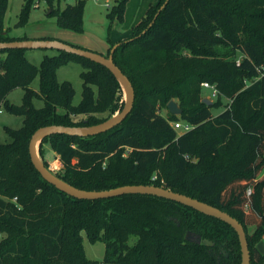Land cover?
Wrapping results in <instances>:
<instances>
[{"label": "trees", "instance_id": "1", "mask_svg": "<svg viewBox=\"0 0 264 264\" xmlns=\"http://www.w3.org/2000/svg\"><path fill=\"white\" fill-rule=\"evenodd\" d=\"M33 1L16 27L29 24ZM166 1L150 6L114 54L135 88L126 120L94 137L53 135L40 147L50 143L64 166L57 175L77 188L155 185L229 213L245 227L251 263L264 264V0H168L149 27ZM45 2L59 29L84 33L85 1ZM125 4L109 18L122 20ZM7 7L0 0V41L30 39L6 28ZM26 51L0 50V110L24 116L20 129L6 128L10 141L0 142V264H241L238 235L219 219L152 195L78 200L44 180L29 154L37 129L99 124L124 103L106 67L60 51L37 67ZM71 60L86 67L79 105L73 85L57 75ZM38 75L37 92L30 86ZM203 83L216 88L217 102H204ZM17 88L26 91L22 105L8 100ZM222 99L225 110L215 116ZM173 100L182 114L163 116L159 109ZM176 122L193 128L179 133ZM83 232L105 243L102 262L88 259ZM189 233L215 245L190 242Z\"/></svg>", "mask_w": 264, "mask_h": 264}, {"label": "rangeland", "instance_id": "2", "mask_svg": "<svg viewBox=\"0 0 264 264\" xmlns=\"http://www.w3.org/2000/svg\"><path fill=\"white\" fill-rule=\"evenodd\" d=\"M27 0H8V7L5 15V26L10 30L11 34L28 35L30 37L37 36L41 32L45 31L49 34H56L59 30L57 26L56 17L49 16V6L45 0H34L30 14H29V24L26 27L18 28L16 24L19 21V15L22 8L26 4ZM78 0H63L62 7L66 4H75ZM84 2V35L90 40H95L96 42H106V39H114L117 35L123 32H131L133 27L137 25L138 19H141L146 15L148 9L151 5H156L159 0H126L125 11L123 14V19L115 18L111 20L108 14L118 7L120 0H83ZM37 3L39 4L37 6ZM144 3L146 6H144ZM148 3V4H146ZM152 3V4H151ZM142 11H138L140 7L143 8ZM140 17V18H139ZM119 33V34H118ZM88 40V39H87ZM120 43V42H119ZM115 45V44H114ZM58 53L57 50L52 49H34L27 50L26 55L29 61L37 67H40L45 56H52ZM99 53V52H98ZM104 55L108 54V51L100 52ZM86 70V67L79 61L71 60L67 64L59 67L57 75L60 82L68 81L75 89L74 104L79 105L82 101L83 94V79L82 73ZM40 76L38 75L36 79L31 84L30 88L34 91H39ZM25 89L17 88L13 90L9 96L8 100L10 103L15 105H22L25 97ZM203 96L205 99L211 100L213 103L217 102V97L213 96L212 89L203 88ZM122 100L124 103L125 94L122 90ZM227 100L222 99V105L213 109V114L219 115L225 110ZM34 106L36 108H42L44 106V101L40 98L34 99ZM163 116H168L169 111L165 108L159 109ZM100 117H107L108 114L98 115ZM87 118V116H78L77 120H82ZM24 123V116L14 115L9 111L2 109L0 113V142L10 141V137L6 132V128L20 129ZM183 123V122H181ZM184 124V123H183ZM179 133H183L182 129L178 130ZM39 154L42 160L48 165V167L55 173L59 174L64 171V166L60 161L59 157L54 153L51 148L50 143H43L39 146ZM196 159H193V162ZM254 226H251L252 230ZM191 234V233H189ZM188 234V235H189ZM194 234V233H193ZM4 233L0 232V241L5 237ZM85 252L88 259L93 261L102 262L105 256L106 245L103 241L96 243H91L86 237V233L83 232ZM135 239L131 243H134ZM259 250L264 254V242L259 244ZM224 253L228 255L229 253L224 250Z\"/></svg>", "mask_w": 264, "mask_h": 264}, {"label": "water", "instance_id": "3", "mask_svg": "<svg viewBox=\"0 0 264 264\" xmlns=\"http://www.w3.org/2000/svg\"><path fill=\"white\" fill-rule=\"evenodd\" d=\"M167 3L168 0L161 6L160 10L156 14L153 22L149 25V27L153 25L161 11L166 7ZM120 45L121 43L115 44L111 48L109 55L105 56L98 52L76 47L72 44L57 39H26L9 42L0 41V50L52 49L60 52H65L70 55L86 58L92 62L98 63L106 67L113 74L125 94L123 108L116 114L99 124L85 126L49 125L37 129L32 135L29 143V154L36 170L40 173L42 178L46 180L49 184L55 186L58 190L78 200H103L124 195L135 194L152 195L180 203L206 216L219 219L231 226L238 235L242 257L241 264H252L251 251L249 248L245 227L237 218L233 217L229 213L215 206H212L191 196L181 194L167 188L158 187L155 185H126L110 190L101 191L83 190L63 180L61 177L55 174L49 167H47L45 162L42 160L39 154V146L41 145L44 139L58 134L81 138L94 137L106 133L119 126L126 120L129 114L132 112L136 98L135 88L129 77L121 70V68L114 61V54L116 50L120 47ZM204 102H206L208 105H211L213 103L211 100L208 99H205ZM167 109L170 114L176 116H180L183 112L179 104L174 100L168 104ZM195 237L196 239L194 240H188L193 243L204 244L207 246L215 245L214 242L208 239L203 240L200 234H197Z\"/></svg>", "mask_w": 264, "mask_h": 264}, {"label": "crops", "instance_id": "4", "mask_svg": "<svg viewBox=\"0 0 264 264\" xmlns=\"http://www.w3.org/2000/svg\"><path fill=\"white\" fill-rule=\"evenodd\" d=\"M149 2H153V0H151ZM146 4H148V3H146ZM144 6H146L145 3H144ZM144 6H143V8L140 7L138 9V11L143 12V10H145ZM138 20L141 21V19H138ZM140 21H138L137 24H139ZM132 30H131V32H127V33L126 32H123L120 34L118 33L119 35H117L114 39L108 38V39H106V42H96L95 40L92 41L87 36H85L83 33H75V32H72L69 30H64V29L57 30L56 34H49V33H46L45 31H43L40 34H38L37 36H33V37L29 36V38L30 39H43V38L57 39V40L67 42V43L75 45V46L88 48L92 51L100 53V52L108 51V49L110 47V42H112L114 44H118L119 42L121 43L123 41L129 40V38L132 36Z\"/></svg>", "mask_w": 264, "mask_h": 264}, {"label": "built area", "instance_id": "5", "mask_svg": "<svg viewBox=\"0 0 264 264\" xmlns=\"http://www.w3.org/2000/svg\"><path fill=\"white\" fill-rule=\"evenodd\" d=\"M96 1H98V0H96ZM38 5L39 4L37 3V6ZM203 86H204V88H210V89H212L213 96L216 97L217 90H216V88L214 86H212V85H210L208 83H203ZM0 113H2V110H0ZM172 125L174 126V128L176 130L182 129L183 132H188V131L192 130V128H193L191 125L183 124L181 122L172 123Z\"/></svg>", "mask_w": 264, "mask_h": 264}, {"label": "flooded vegetation", "instance_id": "6", "mask_svg": "<svg viewBox=\"0 0 264 264\" xmlns=\"http://www.w3.org/2000/svg\"><path fill=\"white\" fill-rule=\"evenodd\" d=\"M188 239H192V240H194V239H196V237H195L194 235H190V234H189Z\"/></svg>", "mask_w": 264, "mask_h": 264}]
</instances>
